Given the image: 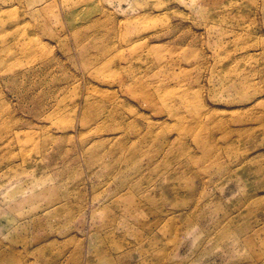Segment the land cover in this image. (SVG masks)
<instances>
[{"label": "rangeland", "instance_id": "rangeland-1", "mask_svg": "<svg viewBox=\"0 0 264 264\" xmlns=\"http://www.w3.org/2000/svg\"><path fill=\"white\" fill-rule=\"evenodd\" d=\"M0 264H264V0H0Z\"/></svg>", "mask_w": 264, "mask_h": 264}]
</instances>
